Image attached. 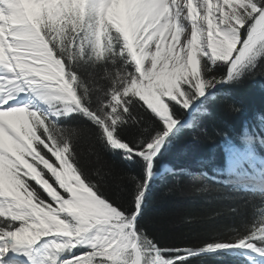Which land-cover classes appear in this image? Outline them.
Instances as JSON below:
<instances>
[{"label": "snow or ice", "instance_id": "1", "mask_svg": "<svg viewBox=\"0 0 264 264\" xmlns=\"http://www.w3.org/2000/svg\"><path fill=\"white\" fill-rule=\"evenodd\" d=\"M259 69L264 0H0V264H264V209L195 241L146 215L166 155ZM216 134L197 191L264 205V129Z\"/></svg>", "mask_w": 264, "mask_h": 264}, {"label": "trees", "instance_id": "2", "mask_svg": "<svg viewBox=\"0 0 264 264\" xmlns=\"http://www.w3.org/2000/svg\"><path fill=\"white\" fill-rule=\"evenodd\" d=\"M260 72H264V69H259L258 73ZM234 96L243 107L242 113H218L214 124L208 125V135L202 137L198 143H191L188 137L192 133L186 131L177 147L162 161V165L178 167L182 171L158 180L149 198L146 215L150 220L186 216L187 224L178 223L176 232L185 234L193 241L209 235H228L231 229L242 227L253 215H258V212L264 209L259 197L251 204H244L232 199V193L227 189L223 190L219 197L216 192H199L197 189L205 184L216 186L202 173L190 172L200 170L213 175V170L223 166L224 140L216 134L217 130H227L235 141L244 124L253 132L264 129V75L258 74L246 81L235 90ZM101 164H104V161ZM107 164L110 165L111 161ZM232 208H237L238 214L233 213ZM209 214L213 216L211 221L206 219ZM193 218L205 219L193 223ZM208 264L219 262L210 260Z\"/></svg>", "mask_w": 264, "mask_h": 264}]
</instances>
